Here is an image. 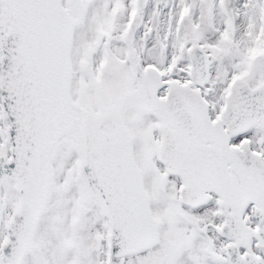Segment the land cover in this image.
I'll list each match as a JSON object with an SVG mask.
<instances>
[{
  "label": "snow or ice",
  "instance_id": "snow-or-ice-1",
  "mask_svg": "<svg viewBox=\"0 0 264 264\" xmlns=\"http://www.w3.org/2000/svg\"><path fill=\"white\" fill-rule=\"evenodd\" d=\"M0 264H264V0H0Z\"/></svg>",
  "mask_w": 264,
  "mask_h": 264
}]
</instances>
